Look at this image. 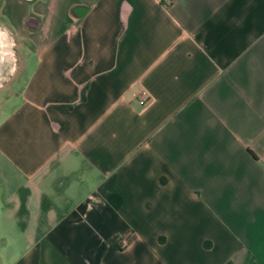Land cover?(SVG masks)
Here are the masks:
<instances>
[{
    "label": "crops",
    "instance_id": "1",
    "mask_svg": "<svg viewBox=\"0 0 264 264\" xmlns=\"http://www.w3.org/2000/svg\"><path fill=\"white\" fill-rule=\"evenodd\" d=\"M5 34L0 264H264V0H0Z\"/></svg>",
    "mask_w": 264,
    "mask_h": 264
},
{
    "label": "rangeland",
    "instance_id": "2",
    "mask_svg": "<svg viewBox=\"0 0 264 264\" xmlns=\"http://www.w3.org/2000/svg\"><path fill=\"white\" fill-rule=\"evenodd\" d=\"M5 35V37L0 36V93L3 95V97L7 96L10 93H13V90H15L11 86L12 83L18 82V85L22 87L28 72L26 69L24 73H21L20 69L22 67V58L15 55L18 48H21V46H19L21 44H18V42H14L13 40H11L8 34ZM8 48H10L11 50L10 58L8 57L9 54L6 55ZM18 54L21 53L19 52ZM3 55L5 57L7 56V58L6 61L1 62ZM32 64V62H29L27 68L29 69ZM17 65L19 67H17ZM8 110L9 105L7 103V105L3 107L1 112L5 113Z\"/></svg>",
    "mask_w": 264,
    "mask_h": 264
},
{
    "label": "built area",
    "instance_id": "3",
    "mask_svg": "<svg viewBox=\"0 0 264 264\" xmlns=\"http://www.w3.org/2000/svg\"><path fill=\"white\" fill-rule=\"evenodd\" d=\"M146 97H147L146 93L145 92H142L141 93V97H140V99L138 101V104L140 106H145L146 105V103H147V98ZM117 240H118V248L119 249H125V248H127V246H128V240L126 238H118Z\"/></svg>",
    "mask_w": 264,
    "mask_h": 264
},
{
    "label": "trees",
    "instance_id": "4",
    "mask_svg": "<svg viewBox=\"0 0 264 264\" xmlns=\"http://www.w3.org/2000/svg\"><path fill=\"white\" fill-rule=\"evenodd\" d=\"M114 242V241H113Z\"/></svg>",
    "mask_w": 264,
    "mask_h": 264
}]
</instances>
